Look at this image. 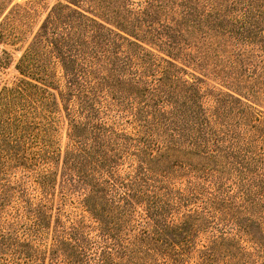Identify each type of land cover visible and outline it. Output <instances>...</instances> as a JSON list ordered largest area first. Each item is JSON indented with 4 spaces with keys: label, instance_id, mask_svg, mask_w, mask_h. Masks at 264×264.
Listing matches in <instances>:
<instances>
[{
    "label": "trees",
    "instance_id": "1",
    "mask_svg": "<svg viewBox=\"0 0 264 264\" xmlns=\"http://www.w3.org/2000/svg\"><path fill=\"white\" fill-rule=\"evenodd\" d=\"M12 1L0 39L28 11ZM91 1H57L0 89V264H235L240 242L264 264V180L224 182L264 177V0Z\"/></svg>",
    "mask_w": 264,
    "mask_h": 264
},
{
    "label": "rangeland",
    "instance_id": "2",
    "mask_svg": "<svg viewBox=\"0 0 264 264\" xmlns=\"http://www.w3.org/2000/svg\"><path fill=\"white\" fill-rule=\"evenodd\" d=\"M59 0H13L12 4L18 3L25 5L28 11L23 13L22 18L16 19L12 24L7 27L6 33L2 39H0V59L2 60L5 56L3 50L9 54V61L5 66H0V89L5 84H10L13 82L19 75L15 69V65L28 44L31 42L34 33L37 31L41 21L44 19L49 9ZM81 6L85 9H89L92 13H97L95 5L92 4L91 0H82ZM98 14V13H97ZM210 78V77H209ZM210 84H216L215 80H208ZM49 125V126H48ZM46 124L42 132V141L46 142L49 146V150L54 152V160L52 168L57 169V163L61 161L62 154L65 149L67 142L66 132L67 124L63 119L56 120L52 125ZM42 164L34 165L30 167L29 171L40 170ZM21 169H17L15 174H8L9 179H21L25 180L26 186L30 187L31 178L34 176L42 174H21ZM234 174H225L224 182L226 188L233 191L239 190H250L255 189L256 186L261 188L263 186L264 177L263 174H241L239 176V183L236 187L234 183ZM192 174H170L168 178H165V182L174 186L175 188H183L185 183L188 180H193ZM59 179V174H54V179ZM194 178V177H193ZM10 205H15L14 201ZM0 213V225L3 223L5 218H7V213L10 212V206L6 205L5 209H2ZM70 211V210H69ZM25 219L22 217L19 222L24 223ZM200 240H196V248H201L203 243V236L199 237ZM238 248L234 250V254L237 255L235 264H261V261L257 258L258 252H245L244 249H247V245L244 242H240ZM249 249V248H248ZM252 251V250H251ZM6 254H4L5 256ZM40 264H50L47 259V255L42 250ZM197 261V251L191 252L188 256L184 257L180 264H195Z\"/></svg>",
    "mask_w": 264,
    "mask_h": 264
}]
</instances>
